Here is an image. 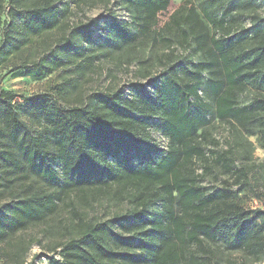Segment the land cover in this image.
Wrapping results in <instances>:
<instances>
[{
  "label": "trees",
  "instance_id": "trees-1",
  "mask_svg": "<svg viewBox=\"0 0 264 264\" xmlns=\"http://www.w3.org/2000/svg\"><path fill=\"white\" fill-rule=\"evenodd\" d=\"M125 1L137 12L142 31L148 32L172 0ZM61 4L0 0V29L8 31L3 44L13 46L7 34L17 22L28 31L55 26L65 15ZM242 6L231 1L221 18L207 14L202 19L193 8L179 21L174 17L178 26L188 25L184 36L192 34L203 60L191 70L185 68L182 79L174 71L160 86L150 84L151 91L147 85L140 87L137 101L118 91L100 97L102 111L64 109L47 100L33 103L49 131L50 145L41 136L24 137L27 125L12 106L15 95L0 90V162L7 166L5 174L24 180L13 201L0 208L3 264H25L33 241L16 236L55 213L61 194L78 191L88 202L90 194L110 189L129 205L128 215L90 222L72 203L79 236L62 245L60 258H49V264H219L213 246L220 243L232 252L255 257L264 253V210H246L225 191L208 193L196 168L198 161L211 158L232 170L226 155L207 156L203 145L213 111V118L221 121L264 111V99L239 105L248 86L264 88V44L238 50L244 40L264 36V17L251 18L250 27L236 38L210 36V24L224 29L227 18ZM116 27L124 43L137 40L126 26ZM102 30L105 38L108 30ZM94 32L87 30V42L100 38ZM155 131L166 139L165 147L155 139ZM31 174L60 185L61 192L49 194L25 182Z\"/></svg>",
  "mask_w": 264,
  "mask_h": 264
},
{
  "label": "rangeland",
  "instance_id": "rangeland-1",
  "mask_svg": "<svg viewBox=\"0 0 264 264\" xmlns=\"http://www.w3.org/2000/svg\"><path fill=\"white\" fill-rule=\"evenodd\" d=\"M33 1L38 2L27 0V3ZM53 1L62 3L65 8V15L55 26L28 31L17 22L7 34L13 42L11 48L2 42L7 28L0 29V90L15 95L12 106L27 125L24 137L41 136L48 145L49 131L41 122V114L35 112L33 103L47 100L64 109L87 107L102 111L100 97L123 91L137 101L141 98L140 87L160 86L174 71L182 79L185 68L191 70L193 64L203 60L201 52L195 51L192 34L188 38L184 36L188 25L184 22L178 26L174 17L179 21L193 8L202 19L207 14L221 18L231 1L242 3L243 6L227 18L224 29L209 25L210 36L216 38L226 35L236 38L242 29L250 27L251 18L264 17V0H172L168 10L158 15L149 31L143 32L137 12L130 9L125 0ZM119 23L137 35V40L124 43L121 32H117ZM104 28L108 30L105 38L100 33ZM90 29L100 38L87 42L85 33ZM260 44H264V36L250 37L238 46V50ZM204 76L206 79L207 75ZM148 91H151L150 86ZM202 93L205 101L213 105ZM255 99H264V88L250 85L240 94L239 105H251ZM213 114L214 111L207 127L208 138L203 144L206 154L226 155L231 160L232 170L227 171L211 158L198 161L197 173L202 175L200 185L208 193L225 191L230 201L246 210H264V111L230 121L213 118ZM153 135L162 147L166 146L167 141L159 132ZM6 167L0 162V208L13 201V193L24 182L19 176L5 174ZM53 167L61 174L58 163ZM25 182H32L49 194L61 192L60 185L34 174ZM81 197L78 191L61 194L55 213L16 236L33 241L25 264H49V258L59 259L62 245L79 236L72 203L90 222H104L117 214L128 215L129 205L114 189L90 194L88 202ZM213 250L219 264H264V253L255 257L232 252L222 243L214 245Z\"/></svg>",
  "mask_w": 264,
  "mask_h": 264
}]
</instances>
